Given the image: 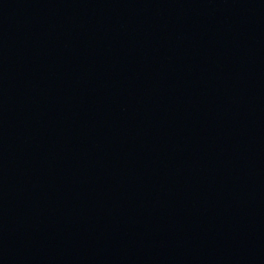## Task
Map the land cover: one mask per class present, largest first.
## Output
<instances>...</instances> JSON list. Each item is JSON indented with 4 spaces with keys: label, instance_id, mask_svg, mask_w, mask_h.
Segmentation results:
<instances>
[{
    "label": "water",
    "instance_id": "water-1",
    "mask_svg": "<svg viewBox=\"0 0 264 264\" xmlns=\"http://www.w3.org/2000/svg\"><path fill=\"white\" fill-rule=\"evenodd\" d=\"M0 264H264V0H0Z\"/></svg>",
    "mask_w": 264,
    "mask_h": 264
}]
</instances>
